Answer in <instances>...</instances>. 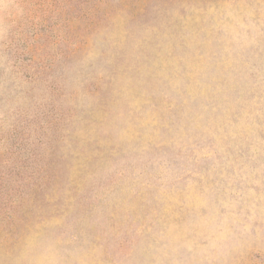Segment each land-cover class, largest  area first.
Segmentation results:
<instances>
[{
  "label": "rangeland",
  "instance_id": "obj_1",
  "mask_svg": "<svg viewBox=\"0 0 264 264\" xmlns=\"http://www.w3.org/2000/svg\"><path fill=\"white\" fill-rule=\"evenodd\" d=\"M0 264H264V0H0Z\"/></svg>",
  "mask_w": 264,
  "mask_h": 264
}]
</instances>
